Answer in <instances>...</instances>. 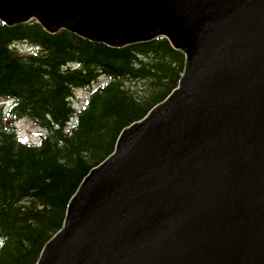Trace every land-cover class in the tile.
I'll use <instances>...</instances> for the list:
<instances>
[{
    "label": "water",
    "instance_id": "1",
    "mask_svg": "<svg viewBox=\"0 0 264 264\" xmlns=\"http://www.w3.org/2000/svg\"><path fill=\"white\" fill-rule=\"evenodd\" d=\"M122 47L165 36L175 88L82 179L36 264H264V0H0Z\"/></svg>",
    "mask_w": 264,
    "mask_h": 264
},
{
    "label": "trees",
    "instance_id": "2",
    "mask_svg": "<svg viewBox=\"0 0 264 264\" xmlns=\"http://www.w3.org/2000/svg\"><path fill=\"white\" fill-rule=\"evenodd\" d=\"M19 40L37 51L19 54L10 47ZM184 62L163 36L110 47L65 29L48 33L34 19L0 22V97L14 99L0 112V264H36L82 179L113 152L123 128L177 87ZM79 87L87 97L75 110ZM20 118L43 128L37 144L17 138Z\"/></svg>",
    "mask_w": 264,
    "mask_h": 264
},
{
    "label": "rangeland",
    "instance_id": "3",
    "mask_svg": "<svg viewBox=\"0 0 264 264\" xmlns=\"http://www.w3.org/2000/svg\"><path fill=\"white\" fill-rule=\"evenodd\" d=\"M17 48L20 52L27 53L32 50V47L28 45L26 42H19L16 44ZM108 46V45H107ZM85 92L78 91V98L81 100L82 97H84ZM81 97V98H80ZM16 126H18V134L20 135H27L33 140H37V133L40 131L39 127L37 128L35 125H33L28 119H21L16 122ZM64 221V220H63Z\"/></svg>",
    "mask_w": 264,
    "mask_h": 264
},
{
    "label": "bare ground",
    "instance_id": "4",
    "mask_svg": "<svg viewBox=\"0 0 264 264\" xmlns=\"http://www.w3.org/2000/svg\"><path fill=\"white\" fill-rule=\"evenodd\" d=\"M22 43H23V42H22ZM158 103H159V102H158ZM155 105H156V104H155ZM155 105H154V106H155ZM154 106H153V107H154ZM153 107H151V109H152ZM151 109H150V110H151ZM150 110H149V111H150ZM149 111H148V112H149ZM148 112H147L143 117H145V116L148 114ZM23 117H24V116H23ZM141 119H143V118H141ZM141 119H140V120H141ZM137 121H138V120H137ZM135 122H136V121H135ZM133 123H134V122H133ZM133 123H131L130 125H132ZM130 125H128V126H126V127H129ZM126 127H125V128H126ZM10 129H11V128H10ZM123 129H124V128H123ZM123 129H122V130H123ZM122 130H121V131H122ZM120 133H121V132H120ZM119 135H120V134H119ZM118 137H119V136H118ZM118 137H117V139H118ZM18 139H19V138H18ZM116 142H117V140H116ZM116 142H115V144H116ZM22 143H23V141H22ZM113 151H114V150H113ZM112 153H113V152H112ZM106 158H107V157H106ZM101 162H102V161H101ZM91 169H92V168H91ZM88 173H89V172H88ZM71 198H72V197H71ZM71 198H70V199H71ZM69 201H70V200H69ZM68 204H69V202H68ZM67 206H68V205H67ZM66 209H67V208H66ZM64 219H65V218H64ZM63 222H64V221H63Z\"/></svg>",
    "mask_w": 264,
    "mask_h": 264
}]
</instances>
